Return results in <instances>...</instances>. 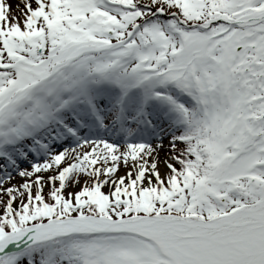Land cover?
Listing matches in <instances>:
<instances>
[{
	"label": "snow or ice",
	"instance_id": "6c2138e0",
	"mask_svg": "<svg viewBox=\"0 0 264 264\" xmlns=\"http://www.w3.org/2000/svg\"><path fill=\"white\" fill-rule=\"evenodd\" d=\"M0 264H264V0H0Z\"/></svg>",
	"mask_w": 264,
	"mask_h": 264
},
{
	"label": "rangeland",
	"instance_id": "374dc122",
	"mask_svg": "<svg viewBox=\"0 0 264 264\" xmlns=\"http://www.w3.org/2000/svg\"><path fill=\"white\" fill-rule=\"evenodd\" d=\"M14 3L18 2V0H13Z\"/></svg>",
	"mask_w": 264,
	"mask_h": 264
}]
</instances>
